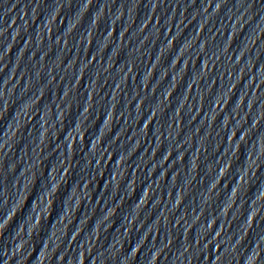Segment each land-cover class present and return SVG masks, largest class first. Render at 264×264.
I'll return each mask as SVG.
<instances>
[{
	"label": "water",
	"instance_id": "95a60500",
	"mask_svg": "<svg viewBox=\"0 0 264 264\" xmlns=\"http://www.w3.org/2000/svg\"><path fill=\"white\" fill-rule=\"evenodd\" d=\"M0 264H264V0H0Z\"/></svg>",
	"mask_w": 264,
	"mask_h": 264
}]
</instances>
